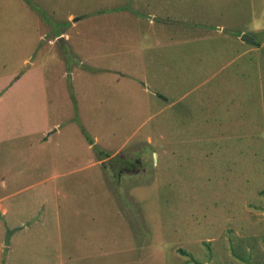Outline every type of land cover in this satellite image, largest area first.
Returning a JSON list of instances; mask_svg holds the SVG:
<instances>
[{
	"label": "rangeland",
	"instance_id": "374dc122",
	"mask_svg": "<svg viewBox=\"0 0 264 264\" xmlns=\"http://www.w3.org/2000/svg\"><path fill=\"white\" fill-rule=\"evenodd\" d=\"M226 1L0 0V264H264V0Z\"/></svg>",
	"mask_w": 264,
	"mask_h": 264
},
{
	"label": "crops",
	"instance_id": "0c3cea01",
	"mask_svg": "<svg viewBox=\"0 0 264 264\" xmlns=\"http://www.w3.org/2000/svg\"><path fill=\"white\" fill-rule=\"evenodd\" d=\"M226 1V0H225ZM223 0H146L148 4L149 11L153 13V17L159 21H174V22H201V21H217V20H231L232 17L229 16V11L234 10L236 7L228 6L227 1ZM239 6V5H238ZM146 10L142 7V4L139 5L137 2L132 6V10L129 9H120L118 10L117 16L124 19V27H123V37H129L131 35L130 31H127L125 28L126 20L135 21L137 23L142 19L141 14H144ZM72 16L69 17L71 19ZM251 18L250 20H253ZM217 27V26H216ZM218 29V28H216ZM202 32H206V30H201ZM62 36V33L60 34ZM123 46L127 49L133 50L130 43H128V39L121 40ZM51 42V41H50ZM127 42V44H126ZM52 43V42H51ZM120 45V46H121ZM135 50V49H134ZM167 51V50H166ZM172 58H169V54L162 57L161 61L163 63H169L171 60L173 61V54L171 53ZM156 59V58H152ZM150 63V62H149ZM145 64L144 67H148V64ZM155 64V63H154ZM153 64V65H154ZM168 70V68H167ZM168 77V75L166 74ZM166 78V77H165ZM129 82H132L139 85L135 79H130ZM141 90L143 93L147 92L145 88V84L142 83ZM132 87H128L127 90L130 92L133 90ZM151 91L154 94H157L158 91H172V81H169L168 78L165 81V86L163 84H158V82H154L153 85H150ZM61 252H68L70 264H88V247L87 244H69V247L66 248L65 245L60 249Z\"/></svg>",
	"mask_w": 264,
	"mask_h": 264
},
{
	"label": "water",
	"instance_id": "95a60500",
	"mask_svg": "<svg viewBox=\"0 0 264 264\" xmlns=\"http://www.w3.org/2000/svg\"><path fill=\"white\" fill-rule=\"evenodd\" d=\"M241 39L244 40V41H247V42H252V41H253V39H252L251 37H249V36H247V35H245V34H243V35L241 36ZM10 233H11V232H8V235H10ZM5 243H7V241H6Z\"/></svg>",
	"mask_w": 264,
	"mask_h": 264
}]
</instances>
